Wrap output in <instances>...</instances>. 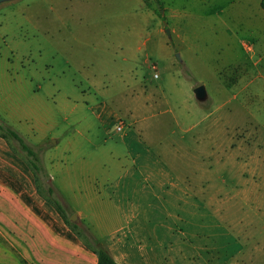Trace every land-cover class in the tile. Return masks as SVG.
<instances>
[{
  "label": "rangeland",
  "instance_id": "rangeland-1",
  "mask_svg": "<svg viewBox=\"0 0 264 264\" xmlns=\"http://www.w3.org/2000/svg\"><path fill=\"white\" fill-rule=\"evenodd\" d=\"M220 7L223 24L232 26L224 0ZM200 14L201 0L0 2V122L42 148L36 188L51 186L68 198L70 189L44 167L50 146L56 156L54 146L58 153L79 143L94 162L102 157L94 144L103 129L116 139L133 119L140 127L156 119L160 146L149 140L150 149L170 159L160 148L183 135L175 126L195 123L187 112L213 113L200 127L216 121L218 133L209 132L216 144L209 137L196 150L190 137H199L197 130L185 134L193 181L208 194L209 245L202 259L192 248L184 264H264V37L247 29L208 31ZM198 85L207 93L203 102L193 95ZM143 96L155 101L150 111L136 108ZM98 104L106 116L92 111ZM60 200L69 221L74 213Z\"/></svg>",
  "mask_w": 264,
  "mask_h": 264
},
{
  "label": "crops",
  "instance_id": "crops-1",
  "mask_svg": "<svg viewBox=\"0 0 264 264\" xmlns=\"http://www.w3.org/2000/svg\"><path fill=\"white\" fill-rule=\"evenodd\" d=\"M220 1L201 0L203 28L216 31L224 27L227 35L233 28L247 29L255 37H264V10L259 0H224L225 17L235 22L232 26L222 22ZM136 103L137 109L150 111L155 101L143 96ZM95 107L92 111L97 117L108 114L98 110L99 104ZM187 113L196 117L195 123L175 126L183 135L167 147L160 148V139H155L162 129L159 121L140 127L133 119L132 127L117 134L116 139L103 129L100 144H94L100 160H87V153L75 142H67L58 153V146H54L56 156L52 146L44 153L47 173L56 171L62 190L72 193L61 199L117 264H184L192 248L199 259L207 254L208 194L201 183L195 185L193 181L192 162L184 144L185 134L197 130L199 137L190 134L196 150L207 147L209 137L214 145L209 132L217 134L218 128L216 121L211 127H200L213 113ZM177 118L172 117L179 125ZM76 134L86 139L84 131L77 130ZM149 140H155L157 147L172 158L163 157L156 148L152 151ZM0 264H97L96 254L39 193L27 161L1 136Z\"/></svg>",
  "mask_w": 264,
  "mask_h": 264
},
{
  "label": "trees",
  "instance_id": "trees-1",
  "mask_svg": "<svg viewBox=\"0 0 264 264\" xmlns=\"http://www.w3.org/2000/svg\"><path fill=\"white\" fill-rule=\"evenodd\" d=\"M259 3H260V7L264 10V0H259ZM0 136L5 140H7L11 149L15 153L22 154L24 159L27 161L29 167L33 171L35 179L38 183L37 180L38 174L44 173V169L40 157L42 148L40 149L29 146L14 129L5 125L3 122H0ZM37 190L54 207V209L63 219L64 223L68 227H70L71 230L85 242V244L89 249H91V251H93L96 254L97 264H117L111 258V256L105 250L102 249L98 240L93 236V234L90 232L87 226L79 223L74 224L68 221L67 219H65V209L60 200L61 197L59 195L54 194V191L51 186L42 188L40 185H37Z\"/></svg>",
  "mask_w": 264,
  "mask_h": 264
},
{
  "label": "water",
  "instance_id": "water-1",
  "mask_svg": "<svg viewBox=\"0 0 264 264\" xmlns=\"http://www.w3.org/2000/svg\"><path fill=\"white\" fill-rule=\"evenodd\" d=\"M3 1H7V0H0V2H3ZM165 33L168 37H170V34H169V31L168 30H165ZM193 95L195 97V99L198 101V102H203L206 100L207 98V93H206V90H205V87L203 85H198L196 86L194 89H193ZM69 221L71 223H74V224H78L79 223V220H78V217L77 215L74 213L72 214L70 217H69Z\"/></svg>",
  "mask_w": 264,
  "mask_h": 264
},
{
  "label": "built area",
  "instance_id": "built-area-1",
  "mask_svg": "<svg viewBox=\"0 0 264 264\" xmlns=\"http://www.w3.org/2000/svg\"><path fill=\"white\" fill-rule=\"evenodd\" d=\"M154 77H157V75L155 74ZM118 131L121 130V126L117 128Z\"/></svg>",
  "mask_w": 264,
  "mask_h": 264
}]
</instances>
